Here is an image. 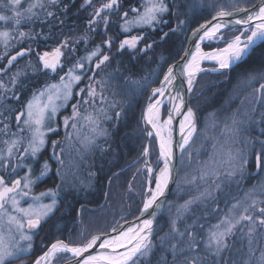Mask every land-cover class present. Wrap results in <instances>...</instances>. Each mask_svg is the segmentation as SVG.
<instances>
[{
	"label": "snow or ice",
	"instance_id": "snow-or-ice-1",
	"mask_svg": "<svg viewBox=\"0 0 264 264\" xmlns=\"http://www.w3.org/2000/svg\"><path fill=\"white\" fill-rule=\"evenodd\" d=\"M12 12L11 17L15 25H20L22 19L31 20L37 16L33 9L45 8L43 0H35L30 3L24 12H21L18 6L21 0H10ZM60 0H47V6H58ZM84 5L92 6L88 21V28L95 32L96 28L103 29V35L107 37L104 41V47L111 49L113 44L112 37H108L109 18L113 14L120 15L123 21L119 26L122 32L128 33L133 27L153 26L154 23L165 22L161 17L168 11V6L164 0H144L141 8H133L131 11L134 16L129 17L127 11L121 12V0H104V2L96 7L92 4V0H84ZM255 7V0H253ZM142 9V10H141ZM247 13L242 18H235V12ZM26 13V14H25ZM47 16L52 17L55 14L47 11ZM228 17H232L234 26L242 25L237 30V34L225 39V34L221 29L228 28ZM10 17L0 15V21L7 22ZM215 23L209 27L207 24L201 25L192 33L193 37L200 41L209 40L217 43L223 41V47H217L212 51L203 52L197 46V51L191 56V59L181 66V74H187L188 91L192 90L196 75L200 71H204L200 67L202 60L215 61L218 67L213 71H219L232 67L233 64L249 55L252 48L259 42H264V0H259V6L255 7V11H248L246 8H239L236 0H232L229 8L219 7L216 14L212 18ZM62 23V22H61ZM175 31V29H173ZM167 35V33H165ZM19 38L26 36L34 38L32 33H18ZM9 33L0 32V42L4 43L5 48L8 46ZM143 36L132 35L123 39L119 48L121 51L127 46L129 49H135ZM83 40L87 43L88 37L81 36L72 43L78 44ZM104 47L97 45L92 50L86 52L76 62L59 77L58 82L46 83L43 89L33 92L31 99L22 103V110L15 116L17 123V132H12L7 123L0 120L3 128H0V135L7 136L8 139L0 140L4 145L0 149V264H17L22 260L26 253H30L32 235L31 230L40 226L41 220L47 217L55 210L57 204V196L61 190V186L69 183V169H77L79 164L66 154L63 146L57 152L59 141H52V156L56 159L61 168H57V175L60 176L61 185H57L55 189H49L38 195L33 193V188L51 171L48 161H44L37 173L33 172L32 165L39 160V154L43 151L47 144V134L57 132L58 128L54 127L55 117L60 108L67 106V101L72 97V88L78 84L87 74L84 70L87 67L91 75L88 76L89 83L86 85L87 99L83 101L88 104L90 101L95 104L97 99L101 105H107V108H116V103H109L107 97L103 93V80H95L96 72L93 69H101V66L109 61L110 57L104 52ZM151 45L147 44L142 50L146 51ZM69 50L70 54L75 53L76 49L71 46L69 39L64 38L58 46L54 47L51 52H37L39 68L33 66L29 62L28 67L33 72L39 70L57 74L58 69L64 71V63L62 58L65 52ZM32 49L21 50L12 55L7 61L9 67L17 57L25 56L26 52ZM189 53L185 52V56ZM4 69H0L3 72ZM23 70L15 72L10 79V86L0 80V93H12L11 99L20 100L19 95L14 91L21 76H26ZM176 80L174 75V66L168 67L167 73L163 77V82L159 88L152 90V96L157 95L162 99L165 93L172 89ZM95 85L100 86L97 91ZM24 84H20L23 89ZM80 93H85V89L81 88ZM161 99H156L147 105L145 120L155 130V136L159 140V160L163 161V167L158 168V174L155 178L154 187L152 186L153 168L148 159L151 143L149 142L143 149L144 166L148 173V187L141 216L145 213L148 218H144L140 223L129 227L126 231H120L115 236L101 238L99 235L92 236L87 242L72 246L63 240H57L52 243L50 248L35 260V264H52L60 253H69L75 258L76 264H140L141 260L148 258L157 247L161 250L159 264H264V248H260V239L264 238V188L257 192L256 188L246 193L243 200H236L227 212L223 213L218 222L209 224L205 229V225L194 221L191 224H185L184 227L178 226V221L183 215L191 210V206L197 202H203L214 197V192L220 190L223 181L216 183L220 175L227 177L235 176L238 172H242L248 163V154H252L254 167L259 172L264 170V82L259 84V88L252 87L250 96H245L242 104L247 102L243 110H237L230 117L231 123L225 124V132L229 134L235 142V137L240 133L244 125H257L260 130V137L255 139L246 137L243 140L244 149L229 148L226 160L227 171L221 173L217 169H202L200 179L207 182L208 177H214V187L205 188L197 197L185 202L181 206L182 211H178L177 216L170 223V229L164 235L157 238L158 243L152 239L154 229L153 221L156 219V210L164 206V201L157 203L160 197L164 196L165 190L169 182L173 178V139H172V123L175 116H181L179 122L180 141L179 151L181 160L186 155H190L185 149L192 141L196 132L195 114L191 108L184 110V96L180 91H176L175 95H169L168 99L172 105L171 111L167 114V119L163 122L160 120ZM60 101V103H57ZM97 114L87 113L81 115L76 104L72 106V116L64 117V128L67 130L71 121L72 133L66 132V142L70 146L78 143L85 151H90L95 146V140L99 136L106 134V129L101 127V119L110 120L106 107L96 109ZM3 112L0 111V116ZM119 119L120 112L115 113ZM83 121L84 126L89 128L92 135L81 136V129L77 124ZM27 133V136L24 135ZM76 140H72V136ZM147 136L151 138L153 131L148 130ZM77 154L83 159V153L80 148L76 149ZM61 154H65L62 156ZM66 159L68 164H65ZM18 169H25L22 176L8 181L6 176L17 174ZM72 176L76 173L73 171ZM190 183L192 181H189ZM28 199L30 202L27 207L21 206V201ZM50 199V203H44L43 199ZM152 210L151 212L149 210ZM194 229H205L203 236ZM113 229V232H116ZM257 232L260 236L257 237ZM233 237L247 238L246 258L242 261L225 256V253H232L235 241ZM27 241L26 246H22V242ZM99 247L109 249L108 252L93 255L90 249ZM260 248V255L256 256L257 249ZM241 251V249H236ZM88 253V255H85ZM171 260H168V255ZM59 264V262H57Z\"/></svg>",
	"mask_w": 264,
	"mask_h": 264
},
{
	"label": "trees",
	"instance_id": "trees-1",
	"mask_svg": "<svg viewBox=\"0 0 264 264\" xmlns=\"http://www.w3.org/2000/svg\"><path fill=\"white\" fill-rule=\"evenodd\" d=\"M140 1L125 0L121 12L127 11L130 14V10L139 6ZM164 2L168 6V11L161 19L165 22L135 29L130 33L121 31L120 15L110 16L108 37H112L114 42L111 49H108L104 47L107 37L103 35V29L96 28V31L93 32L88 28V21L93 12L90 6L84 5V0H61L60 13L58 12L62 22H60L61 40L68 38L71 46L76 49L75 53L68 52L64 56V71L61 72L58 69L54 76L48 72L41 74L38 70L33 72L25 63L26 58L19 56L16 61L12 62L13 67L11 70L9 69V75L20 70L27 73L26 76L19 78L17 83L19 87L14 90L16 94L24 87L43 89L46 83L58 82L59 77L64 75V72L78 58L100 45L104 47V52L109 55L110 59L101 66V69H93L96 72L94 79L104 81V95L109 103H116V108H107V105H101L98 99L95 104L91 101L88 104L83 103L87 99L86 85L89 83L88 76L91 75L86 67L84 71L87 74L75 85L71 100L55 120L58 131L47 135V144L39 154V160L32 165L34 173L38 172L45 160L51 167V171L43 181L36 184V191L41 193L61 185L57 168L62 166L52 156L51 145L52 141H59L57 152L61 146L64 148L67 146L66 131L64 133L62 128V118L70 116L74 104L78 106L81 115L97 114L96 109L106 107L112 119H101V127L106 129V134L96 142L89 153L87 163L76 158L79 167L69 169V183L61 186L55 212L41 224L39 231L35 232V237L30 242L32 245L30 253L25 255L22 260L17 261V264H34L35 260L57 240H63L74 246L81 245L92 236L109 234L119 225L137 218L147 187V174L141 170V165L143 149L146 144L144 113L152 90L160 85L168 67L180 59L191 32L207 23L216 14L219 7L229 8L232 0H164ZM236 2L239 8L253 7V0H236ZM258 2L259 0H255V5ZM39 19L38 15L33 18V20ZM229 32L231 35L234 31ZM85 35L88 37L87 43L83 40L78 44L72 43L75 39ZM132 35L143 36L144 39L139 41L135 49L126 47L121 51L120 42ZM58 43L56 44L58 45ZM147 44H150L151 47L146 51L142 50ZM16 53L17 51L12 55H16ZM10 58L11 55H9ZM262 82H264V42L229 73H208L203 84L196 87L190 104L197 115L199 133L197 139L186 151L190 150V155H186L183 160L179 161L177 184L167 201L165 213L157 223L154 242L158 243L157 238L169 231L170 223L177 215L173 218L170 216L182 211L181 206L186 201L197 197L205 188L214 187V177L209 180L208 185H203V181L200 179L201 167H205L208 162L215 161L221 155L218 150L214 151V147L217 145L219 147L221 143H214L212 140L223 139L225 145L221 146L224 151L228 147L236 149V144L228 146L226 138L218 137L219 132L226 133L223 130H225L226 123H231L230 117L238 109L243 110L247 104V102L242 104L241 101L245 96L251 95L253 86L259 88V84ZM21 83L24 84L23 89L20 88ZM94 87L100 91L99 85L94 84ZM81 88L85 89V93H80ZM12 103L14 101L10 98L9 105ZM167 110L166 107L165 113L168 112ZM117 111L120 112L119 119L115 116ZM12 126L11 131L17 132V124L14 123ZM205 130L206 133H204ZM259 131V126L246 124L235 139L238 138V141L239 139L244 140L246 137L255 139L260 135ZM231 141L234 142L233 139L229 142ZM151 143L153 159H157L156 142L152 139ZM75 149L74 146H71L68 156L71 157ZM65 164L67 165L68 161H65ZM160 166L161 162L158 160L157 171ZM246 167L243 175L236 174L232 177L220 175L219 180L215 181L216 183L223 181L220 190L214 192L213 198L194 203L191 210L178 221V226L182 228L185 224H191L198 220L199 223L205 225L206 229L209 224L217 223L218 218L233 201L229 193L235 191L234 189L252 187V184L257 182L256 177L253 176L255 167L252 158L248 159ZM18 171L15 174L16 178L22 176L25 169ZM73 171L76 173L75 176L71 175ZM219 172L225 171L222 169ZM236 178L245 180L236 186L238 182ZM235 180L237 182H234ZM205 229L194 230L203 236ZM232 240L235 241L233 252L225 253V256H232V258L242 261L246 258L247 239L244 237L240 239L235 237L234 239L233 237ZM260 248H263V244L260 245ZM260 248L256 251L257 257L260 255ZM236 249H241V251H236ZM160 257L161 250L157 247L151 256L141 260L140 264H159ZM72 259L70 257L61 264H66ZM168 260H171L170 254Z\"/></svg>",
	"mask_w": 264,
	"mask_h": 264
},
{
	"label": "rangeland",
	"instance_id": "rangeland-1",
	"mask_svg": "<svg viewBox=\"0 0 264 264\" xmlns=\"http://www.w3.org/2000/svg\"><path fill=\"white\" fill-rule=\"evenodd\" d=\"M98 3L95 5L96 7H99L101 4H102V1L101 0H96ZM35 2V0H21V4L18 6V8H19V10L21 11V12H24L26 9H27V7H28V5L30 4V3H34ZM43 2L45 3V5H46V7H48L47 6V0H43ZM143 2H144V0H141L140 1V4H139V6L137 5L136 7H133V8H141V6H142V4H143ZM7 4H8V6H9V15L11 16V17H13L14 16V13L12 12V10H11V8H12V5H11V3H10V0L7 2ZM6 7V6H5ZM45 7V8H46ZM45 8H39V7H37V8H35V9H33V11L34 12H36L37 14L38 13H41V12H43L44 11V9ZM132 8V9H133ZM246 9H248V8H246ZM94 10V9H93ZM92 10V11H93ZM142 10V9H141ZM26 14V13H25ZM165 14V13H164ZM163 14V15H164ZM42 15V14H41ZM132 16H134V13L130 10V14H129V17H132ZM109 20H110V18H109ZM123 22V21H122ZM2 23L3 24H5L6 23V25L2 28V29H0V32H8L9 33V39H8V42H9V49H7V50H9V55H12V53H14L13 51L14 50H16L18 47H20V46H24V45H26V43L24 42V43H22V39L20 40V43H18V40H14V39H12V37H11V33L9 32V28L11 27V26H13L14 27V22H11L10 21V19H9V21H8V25H7V22H4V21H2ZM154 24H156V23H154ZM21 25V24H20ZM20 25H18V26H20ZM146 27H150V26H143V27H133L132 29H131V31L130 32H132L133 30H135V29H142V28H146ZM238 29H240V28H235V29H229V30H226V31H224V32H222L223 34H225V39H228L229 37H231V36H233V35H235V34H237V30ZM19 31V30H18ZM229 31H234L233 32V34H231L230 35V32ZM130 32H128V33H130ZM125 33V32H124ZM192 33V32H191ZM230 35V36H229ZM17 37H18V39H19V36H18V33H17ZM189 37H190V35H189ZM7 42V43H8ZM188 42V41H187ZM1 43V46L0 47H2V46H4L5 47V45H4V43H2V42H0ZM30 45H32V42H30L29 43ZM138 45V44H137ZM214 46V47H213ZM215 46H218V47H223L224 46V44H223V41H221V42H219V43H217L216 41H210V42H208V43H206L205 45H204V50L205 51H212V50H214L215 48H217V47H215ZM127 47V46H126ZM125 47V48H126ZM212 47V48H211ZM7 50H5L4 52H7ZM52 50V49H51ZM62 51H64L65 52V55L69 52V50H62ZM64 55V56H65ZM64 58L65 57H63L62 58V63H63V61H64ZM29 62H31V64H38V61H31V60H29ZM213 67H217V65H216V63L214 62V63H204L203 64V68H213ZM32 70V69H31ZM12 72V71H11ZM35 72H37V71H35ZM48 73H50V72H48ZM208 73H210V72H206V73H204V74H202L199 78H198V80H197V83H196V85H195V88H194V90H193V93L195 92V89H196V87L197 86H201L202 84H203V82H204V80H205V77H206V74H208ZM224 73H226V72H223V73H217V74H224ZM211 74H216V73H211ZM10 76H12V75H9V79H7V80H5L6 82H9V86H10ZM53 76H54V74H53ZM41 78V77H40ZM46 79V78H45ZM47 80V79H46ZM4 81V80H3ZM4 81V82H5ZM48 81V80H47ZM76 85V84H75ZM75 85L73 86V88H72V91H73V89H74V87H75ZM17 88L19 87L18 85L16 86ZM44 88V87H43ZM38 90V88H33V89H31V88H26V87H24V89L23 90H20L18 93H17V95H19V97H20V100L19 101H17V100H14L13 99V101H14V103H12V107H11V109L10 110H12V115H13V123H15V124H17L16 123V121H15V116L17 115V113L20 111V110H22V103L23 102H25V101H27V100H29V99H31V97H32V94H33V92H35V91H37ZM193 93L191 94V97H192V95H193ZM25 96V97H24ZM10 97H11V92H9V99H10ZM72 98V97H71ZM71 99H69L68 101H67V105H68V103H69V101H70ZM246 102V101H245ZM57 103H60V101H57ZM65 107H63V108H60V110L58 111V113H57V115H56V117H55V120H56V118H57V116L59 115V113L64 109ZM170 110V108H168V110L167 111H169ZM194 111V110H193ZM194 113H195V111H194ZM167 114H168V112H166L165 113V111H164V109H163V112H162V115H161V117H163V119H162V121H165V118L167 117ZM84 115H86V114H84ZM195 115H196V113H195ZM72 116V113H70V116H68V117H71ZM196 118H197V115H196ZM10 120V119H9ZM197 122H198V120H197ZM55 123H56V121H54V124H53V126L54 127H56V125H55ZM144 126H145V129H146V142H147V127H146V123H145V120H144ZM199 126V125H198ZM77 127L78 128H80L81 129V136L83 137L84 135H92V133H90L89 132V128L87 127V126H84V124H83V121H81L80 123H78L77 124ZM258 127V126H257ZM62 128H63V131H64V133H65V131L67 132V133H69V134H71L72 133V128H71V121H70V123H69V127H68V129L66 130L65 128H64V118H62ZM242 128H243V126H242ZM10 129H11V126H10ZM206 130H207V127H206ZM206 130L204 131V133H206ZM223 131H225V130H223ZM50 133H53V132H50ZM50 133H48V134H50ZM198 133H199V128H198V132H197V135H196V137L194 138V140H193V142L197 139V136H198ZM47 134V135H48ZM259 134H260V131H259ZM25 136H27V134H24ZM223 136V138H226V140H228L227 142L228 143H226V144H228V146H230V144H236L237 145V147H236V149H244V143H243V139L242 140H240L239 139V141L237 140L238 138H236L235 139V142H229L230 140H232L233 138L229 135V134H227V133H225V134H223V132L222 131H220L219 132V136L218 137H222ZM258 137H260V135H258ZM102 138V136H99V137H97L96 138V140H95V144H96V142L99 140V139H101ZM260 138H262V139H264L263 137H260ZM152 139H154L155 140V142H156V146H157V151L159 152V148H158V142H157V140L155 139V138H151V140H150V143H151V141H152ZM72 140L73 141H75L76 140V137L73 135L72 136ZM223 139L221 140V138H219V139H216V140H212V142H214V143H218V142H220L221 143V145L223 146V145H225V142L223 143ZM193 142L189 145V147L188 148H190V146L193 144ZM238 142V143H237ZM219 143V144H220ZM223 143V144H222ZM152 144V143H151ZM64 145V144H63ZM219 146L218 147V145L216 146V147H214V151H216V150H218L219 152H221V155H220V157H218L215 161H211V163L210 162H208V164L205 166V167H201V170L202 169H217L218 171H221L222 169H224V171H227V169H228V166H227V164H225V163H223V161L224 160H226V155H225V153L227 152V149L229 148H226L225 149V151L224 150H222V146ZM0 146H2V143H0ZM68 146V147H67ZM67 146L65 147V150H66V154L68 155L69 154V148L71 147L69 144H67ZM145 146H146V144H145ZM74 147L77 149V148H80L81 149V152L83 153V159H81V157L77 154V151H76V149L74 150V152L71 154V158L73 159V161L74 162H76L77 163V159L76 158H80V159H78L79 161H81V162H86L87 163V160H88V157H89V153L91 152V150L93 149H91L90 151H85L83 148H81V146L78 144V143H76V144H74ZM187 148V149H188ZM187 149L185 150V151H187ZM235 150V149H234ZM248 154V159L250 160L252 157V154L249 152V153H247ZM153 155H154V153H153V150H152V146H150V150H149V156H148V159H149V161H150V163H151V166H152V168H153V173H152V186L154 185V181H155V174H156V171H157V163H158V160H159V157H157V159H153ZM250 156V157H249ZM144 157H143V163H142V165H141V170H143L144 172H146V174H147V187H148V173H147V171H146V169H145V166H144ZM66 161H68V160H66ZM160 162H161V165H162V160H160ZM210 163V164H209ZM161 167V166H160ZM34 168V167H33ZM247 167H245V169H246ZM19 170V169H18ZM34 171V170H33ZM244 171V170H243ZM238 172L237 174H239V175H243V173L244 172ZM19 172V171H18ZM200 174H201V172H200ZM253 176H255L256 177V181L257 182H254V185L252 184V187H244V188H242V189H234L235 191H233L232 193H229V195L231 196V199L233 200L232 201V203H231V205L236 201V200H243L244 199V197H245V195H246V193H249L250 192V190H252L253 188H256L257 189V192H259L262 188H264V170H261V171H257L256 170V168H255V172H254V174H253ZM14 178H16L15 177V175H13V177H12V175L11 176H9V181H11L12 179H14ZM212 177H208L207 178V182L205 181V180H202L203 181V185H208V182H209V180L211 179ZM237 180H238V182H237V180H235L234 182H237L236 183V186L237 185H239V183H241V181H244L245 179L244 178H236ZM176 184H177V182H176ZM176 184H175V187H176ZM36 186V185H35ZM34 186V188H33V193L34 194H39V192H37L36 191V187ZM147 187H146V191H145V195H146V192H147ZM175 187H174V189H175ZM174 189H173V191H174ZM172 191V192H173ZM172 194V193H171ZM171 196V195H170ZM145 199V198H144ZM30 201L26 198V199H24V200H22L21 201V206H23V207H27L28 206V203H29ZM43 202L44 203H50L51 201H50V199H48V198H44L43 199ZM144 202V201H143ZM231 205L230 206H227L226 208L227 209H225L226 211L225 212H227L228 211V209L231 207ZM56 208H57V204H56V207H55V210H56ZM55 210L53 211V212H51L47 217H45V218H43L42 220H41V223H40V225L41 224H43L46 220H48V218L55 212ZM141 210V209H140ZM166 210V209H165ZM225 212H223V213H225ZM140 213V212H139ZM164 213H165V211H164ZM163 213V214H164ZM173 214V213H172ZM175 215H177V213L176 214H174V215H171L170 217L171 218H173ZM122 225V224H121ZM120 226V225H119ZM116 229V228H115ZM37 231H39V227L38 228H36L35 230H32L31 231V235H32V240L34 239V237H35V232H37ZM257 237L258 236H260V232H257ZM236 238H238V237H236ZM246 237H244V239H245ZM153 239H154V237H153ZM234 239H235V237H234ZM238 239H240V238H238ZM247 239V238H246ZM31 240V241H32ZM27 243H29V242H27V241H24V242H22V246H26L27 245ZM260 245H262L263 244V248H264V238H261L260 239ZM72 246H74V245H72ZM75 246H78V245H75ZM31 251V250H30ZM27 254H29V253H26L25 255H27ZM24 255V256H25ZM71 257V255L69 254V253H60V254H58L57 255V257H56V259H54L53 260V262H52V264H57V262H59V264H61L62 262H66V260L67 259H69ZM71 258H73V257H71ZM71 261V260H70ZM68 262V261H67ZM35 264V263H34Z\"/></svg>",
	"mask_w": 264,
	"mask_h": 264
},
{
	"label": "water",
	"instance_id": "water-1",
	"mask_svg": "<svg viewBox=\"0 0 264 264\" xmlns=\"http://www.w3.org/2000/svg\"><path fill=\"white\" fill-rule=\"evenodd\" d=\"M258 6H259V2L255 5V7H258ZM255 7H251V8H249L248 11H255ZM234 12H235V18H237V19L242 18L244 15L247 14V13L242 12V11H240V12H236V10H235ZM212 18H213V17H212ZM212 18H211L207 23H205V24H207L209 27H211L212 24L215 23V21H214ZM227 19H228V21H229V26H228V28H223V29H221V32H224V31L229 30V29H235V28H241V27H243L242 25H236V26H234L233 23H232V20H233L232 17H228ZM203 25H204V24H203ZM199 27H200V26H199ZM199 27H198V28H199ZM196 29H197V28H196ZM196 29H195L194 31H196ZM194 31H193V32H194ZM193 32H192V33H193ZM192 33L190 34V37L188 38V42H187V45H186V48H185L184 53L182 54V56L180 57V59H179L176 63H174L173 65L170 66V67H173V66H174V75L176 76V80H175L174 83H173V87H172V89H169V91H167L166 94H165L166 99H168L169 95H175V92H176V91H180V92L183 94V96H184V106H183V107H184V110H186L187 108H191V109H192L191 104H190V101H191V94L193 93V90H194V88H195V85H196V83H197L198 78H199L202 74H204V73H206V72L216 73V74H217V73H223V72L229 73V72H230L235 66L239 65V64L242 63L245 59H247L248 56L252 53V51H253L256 47H258L260 44L263 43V42H259V43H257V44L252 48V50L250 51V53H249V55H248L247 57L242 58L240 61H238V62H236L235 64H233L232 67H230V68H228V69H223V70H219V71H213L212 69H213V68H216V67H213V68H203V64H202V65L200 64V67H201L202 69H204V71H200V72L197 73L196 78H195V80H194V84H193L192 90L189 92V91H188V85H187V74H186V73L181 74V72H180L181 66H182L183 64H185L187 61H189V60L191 59V56H192L193 54L196 53V51H197V46H199L200 50H202L203 52H209V51H205L203 47H204V45H205L206 43L210 42V41L207 40V39L204 40V41H200V40L196 39L195 37H193ZM185 52L189 53V55L185 56ZM203 62H205V63H214L215 61H206V60H205V61H203ZM203 62H202V63H203ZM217 67H218V66H217ZM166 73H167V71L165 72V74H166ZM165 74H164V75H165ZM163 77H164V76H163ZM162 82H163V79H162L160 85H159L157 88H159V87L161 86ZM150 98H151V100L153 99L152 93H151ZM150 98H149L148 103L150 102ZM147 105H148V104H147ZM146 109H147V106H146ZM146 109H145V113H146ZM192 111H193V109H192ZM193 112H194V111H193ZM145 113H144V117H145ZM194 114H195V113H194ZM144 120H145V118H144ZM145 123H146V120H145ZM195 123H196V132L194 133L193 138H192V141L190 142V144L193 142L194 138L196 137L197 132H198V128H199V126H198V122H197V118H196V115H195ZM146 127H147V131L150 130L149 127H148V124H147V123H146ZM154 137H155V136H154ZM155 139H156L157 142H158V148H159V140L157 139V137H155ZM150 140H151V138H149V137L147 136V142H146V144H148V143L150 142ZM178 141H180V139H179ZM190 144H189V145H190ZM188 147H189V146H187L186 149H187ZM186 149H185V150H186ZM149 150H150V149H149ZM173 152H174V155H173V167H174L173 178H172V180L169 182L168 187H167V189L165 190V194H164V196L160 197L159 200L157 201V203H159L160 201H164L165 203H164V206H163L162 208L156 210V219L153 221V229H154L153 237H154V235H155V231H156L157 223H158V221L160 220V218L162 217V215H163V213H164V211H165L167 201H168V199H169V197H170V195H171V193H172V191H173V189H174V187H175V184H176V182H177L178 170H179V161H180V159H181V153H180V151H179V143H178V142H177V143H173ZM161 167H163V161H162V165H161ZM157 174H158V171H157L156 174H155V178H156ZM154 182H155V181H154ZM153 187H154V185H153ZM147 195H148V193L146 192L145 198H146ZM144 200H145V199H144ZM142 207H143V205H142ZM142 207H141V210H142ZM141 210H140V213L138 214L137 218H135V219L132 220V221H129V222H127V223H124V224L118 226V227L116 228V230H117L116 232H113V230H112L109 234H106V235H99V236H101L102 239H103V238L110 237V236H115V235H117L120 231H126L129 227L134 226L135 224L140 223L144 218H148V214H147V213H145L144 216H141ZM149 211L151 212L152 210L150 209ZM33 230H35V229H33ZM31 231H32V230H31ZM153 237H152V239H153ZM108 251H110V250H109V249H102V248H99V247H95V248H93V249H90V253L93 254V255H96V254H99V253H103V252H108ZM70 255H71V254H70ZM85 255H88V253H85ZM66 264H76V260H75V258H73L71 261H69V262L66 263Z\"/></svg>",
	"mask_w": 264,
	"mask_h": 264
},
{
	"label": "flooded vegetation",
	"instance_id": "flooded-vegetation-1",
	"mask_svg": "<svg viewBox=\"0 0 264 264\" xmlns=\"http://www.w3.org/2000/svg\"><path fill=\"white\" fill-rule=\"evenodd\" d=\"M9 0H0V15H5L10 17V21L13 22L11 19V16L9 15V6L7 4ZM102 3L104 0H101ZM61 2V0H60ZM125 0H121V8L124 7ZM98 2L96 0H92V4L96 5ZM4 4V6H2ZM6 6V7H5ZM89 7V6H88ZM60 3L58 6H48L44 9L43 12L38 13V17H40L39 20H33L32 17L31 20L22 19L21 25L17 26L14 25L9 28V32L11 33V37L14 40H18V43H20L21 38L18 39L17 33L24 32V33H32L34 38L25 37L22 39V43H26V45L23 46V48L18 47L13 52H19L21 50L28 49L29 47L32 49L30 52H26L25 56L22 58H26L25 63L29 64V60L38 61L36 53L37 52H44L49 51L51 52L54 47L58 46L56 43L61 41V20H60ZM90 9L93 10V7L90 6ZM47 11H52L55 15L52 17L47 16ZM59 12V13H58ZM42 14V15H41ZM43 17V18H42ZM42 18V19H41ZM47 18V19H45ZM9 21V20H8ZM7 21V25H8ZM6 25L0 21V29H2ZM19 30V31H18ZM32 42V45L29 43ZM48 44V45H46ZM1 46V43H0ZM9 42L7 48L4 46L0 47V69H4L3 72H0V80H7L9 79V69L11 70L13 65L11 67L8 66L7 61L9 60ZM52 49V50H51ZM7 50V52H4ZM12 56V55H11ZM33 65V64H32ZM33 66H36L39 68V64H34ZM31 69V68H30ZM39 71V70H38ZM11 72V71H10ZM41 74H44L43 71H39ZM53 74V73H52ZM6 85H9V82H4ZM12 105V104H11ZM11 105H9V93H0V111L3 112V115L0 116V120L4 121V123H7L9 127L14 124L13 122V115ZM10 119V120H9ZM0 128H3V124H0ZM13 129V126L10 130ZM2 139H8L7 136L0 135V140ZM4 145L0 146V149H2ZM6 179L9 181V176H6ZM41 225L39 226V228Z\"/></svg>",
	"mask_w": 264,
	"mask_h": 264
},
{
	"label": "bare ground",
	"instance_id": "bare-ground-1",
	"mask_svg": "<svg viewBox=\"0 0 264 264\" xmlns=\"http://www.w3.org/2000/svg\"><path fill=\"white\" fill-rule=\"evenodd\" d=\"M203 61H205V60H202V61L200 62L201 65L205 63V62H203ZM206 61H210V60H206ZM202 62H203V63H202ZM165 94H166V93H165ZM156 99H161V98L157 95L156 97H153L152 102H154ZM166 107H167V108H170L169 111H171L172 105H171V103L169 102V99H166V97L164 96V97L161 99V107H160V120H161V122H163V121H162L163 117H161V115H162L163 109H165ZM169 111H168V112H169ZM166 119H167V117L165 118V120H166ZM181 119H182V115H181V116H175V115H174V119H173V123H172V139H173V143H177V142H179L178 140L181 139V137H180V133H179V122L181 121ZM148 127H149L150 130L153 131V136H152L151 138H155V137H156V136H155V130H153V129L151 128V125H149V124H148ZM154 136H155V137H154ZM157 139H158V138H157Z\"/></svg>",
	"mask_w": 264,
	"mask_h": 264
}]
</instances>
